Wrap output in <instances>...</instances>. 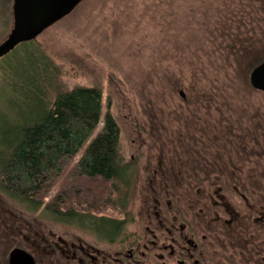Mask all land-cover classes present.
I'll return each mask as SVG.
<instances>
[{
    "label": "flooded vegetation",
    "instance_id": "flooded-vegetation-1",
    "mask_svg": "<svg viewBox=\"0 0 264 264\" xmlns=\"http://www.w3.org/2000/svg\"><path fill=\"white\" fill-rule=\"evenodd\" d=\"M255 63L243 80L264 96ZM192 84L147 94L154 135L123 160L119 183L138 197L114 230L93 217L63 229L1 201L0 264H264V109Z\"/></svg>",
    "mask_w": 264,
    "mask_h": 264
},
{
    "label": "rangeland",
    "instance_id": "rangeland-1",
    "mask_svg": "<svg viewBox=\"0 0 264 264\" xmlns=\"http://www.w3.org/2000/svg\"><path fill=\"white\" fill-rule=\"evenodd\" d=\"M13 2L0 1V44L13 29ZM34 40L54 72V77L47 73L54 82L48 87L50 96L77 86L101 89L102 115L110 108L117 119L125 161L138 159L140 137L154 135V106L147 96L153 88L162 92L173 82L179 87L219 85L230 90L234 102L264 109V96L248 91L250 85L243 80L264 56V0H84ZM15 62L6 74L0 61V152L3 134L8 137L20 123L14 105L22 100L14 85H20L22 74L16 73ZM101 131L100 125L93 137ZM79 156L68 159L61 176L34 201L14 198L0 186V202L15 214L48 219V225L61 220L67 224L59 226L63 229L81 228L90 217H119L120 210L134 209L136 192L129 193L117 181L78 175ZM67 212L75 214L59 215Z\"/></svg>",
    "mask_w": 264,
    "mask_h": 264
},
{
    "label": "trees",
    "instance_id": "trees-1",
    "mask_svg": "<svg viewBox=\"0 0 264 264\" xmlns=\"http://www.w3.org/2000/svg\"><path fill=\"white\" fill-rule=\"evenodd\" d=\"M47 58L35 40H31L19 44L0 60L4 62L1 68L6 74L16 61L14 68L22 76L20 85L14 86L16 95L23 101L16 103L17 107L14 105L19 111L20 123L8 137L3 134L0 186L14 198L27 202L34 201L45 187L59 178L66 161L79 154L76 172L82 177L120 182L124 176L121 128L110 108L102 115L101 89L77 86L50 96L48 87L54 83V72ZM21 59L23 62H19ZM47 73L53 77H47ZM7 77L13 84L12 78ZM100 125L102 131L92 139ZM74 214L59 215L72 217ZM92 219L95 224H111L112 230L116 225L109 218Z\"/></svg>",
    "mask_w": 264,
    "mask_h": 264
},
{
    "label": "water",
    "instance_id": "water-1",
    "mask_svg": "<svg viewBox=\"0 0 264 264\" xmlns=\"http://www.w3.org/2000/svg\"><path fill=\"white\" fill-rule=\"evenodd\" d=\"M84 0H14V25L0 44V60L19 44L36 39L46 29L70 15ZM252 80L264 81V64L255 69ZM264 87V83L262 84Z\"/></svg>",
    "mask_w": 264,
    "mask_h": 264
},
{
    "label": "bare ground",
    "instance_id": "bare-ground-1",
    "mask_svg": "<svg viewBox=\"0 0 264 264\" xmlns=\"http://www.w3.org/2000/svg\"><path fill=\"white\" fill-rule=\"evenodd\" d=\"M94 138V137H93ZM91 141V140H90ZM96 182V181H95ZM52 184V183H51ZM98 189V188H97Z\"/></svg>",
    "mask_w": 264,
    "mask_h": 264
}]
</instances>
